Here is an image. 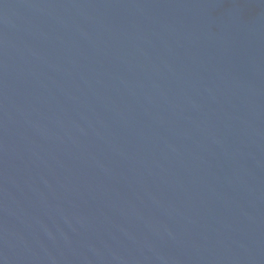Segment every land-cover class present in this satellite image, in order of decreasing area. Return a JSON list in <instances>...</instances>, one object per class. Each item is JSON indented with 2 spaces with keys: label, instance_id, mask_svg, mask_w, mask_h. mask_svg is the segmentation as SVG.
I'll return each mask as SVG.
<instances>
[{
  "label": "water",
  "instance_id": "water-1",
  "mask_svg": "<svg viewBox=\"0 0 264 264\" xmlns=\"http://www.w3.org/2000/svg\"><path fill=\"white\" fill-rule=\"evenodd\" d=\"M0 264H264V0H0Z\"/></svg>",
  "mask_w": 264,
  "mask_h": 264
}]
</instances>
